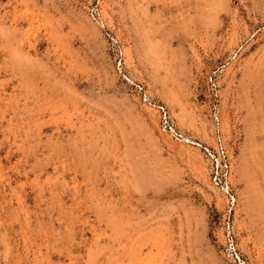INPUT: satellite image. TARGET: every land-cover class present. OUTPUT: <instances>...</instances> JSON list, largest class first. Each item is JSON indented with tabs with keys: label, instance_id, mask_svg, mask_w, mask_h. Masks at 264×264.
<instances>
[{
	"label": "rangeland",
	"instance_id": "obj_1",
	"mask_svg": "<svg viewBox=\"0 0 264 264\" xmlns=\"http://www.w3.org/2000/svg\"><path fill=\"white\" fill-rule=\"evenodd\" d=\"M0 264H264V0H0Z\"/></svg>",
	"mask_w": 264,
	"mask_h": 264
},
{
	"label": "built area",
	"instance_id": "obj_2",
	"mask_svg": "<svg viewBox=\"0 0 264 264\" xmlns=\"http://www.w3.org/2000/svg\"><path fill=\"white\" fill-rule=\"evenodd\" d=\"M161 120L165 126L169 124V114L165 108H161ZM218 154L219 158L216 159L215 163L213 161L211 164V181L213 185L222 188L230 194L232 191L230 182L231 163L224 149Z\"/></svg>",
	"mask_w": 264,
	"mask_h": 264
}]
</instances>
